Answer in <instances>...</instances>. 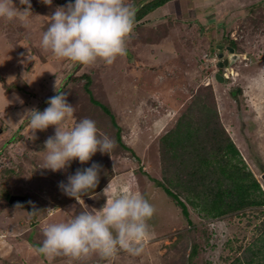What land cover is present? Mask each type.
Segmentation results:
<instances>
[{
  "label": "rangeland",
  "instance_id": "1",
  "mask_svg": "<svg viewBox=\"0 0 264 264\" xmlns=\"http://www.w3.org/2000/svg\"><path fill=\"white\" fill-rule=\"evenodd\" d=\"M150 1L127 0L136 15ZM68 2L53 0L48 6L31 0L27 26L0 18V264H231L238 258L253 259L246 264L264 262V206L217 217L200 211L188 201L192 194L180 187L185 177H178L177 160L163 163L160 152L166 142L162 136L176 123L200 131L205 106L209 112L215 109L264 191V93L256 94L264 90V0L168 1L135 22L125 56L111 65L98 60L93 66L58 59L40 47L50 22L47 16ZM217 45H223L221 50ZM228 47L238 57L221 68L218 55L229 53ZM28 51L32 60L21 63ZM217 72H225V79L217 80ZM87 80L94 99L109 108L120 126L121 140L111 115L91 100ZM55 84L75 109L67 126L83 118L94 120L99 132L115 141L110 155L98 151L87 163L75 159L57 172L39 168L47 155L44 142L55 129L38 130L37 138L30 139L24 113L48 107V99L57 94ZM93 163L101 166L99 183L89 194L93 196L84 195L78 203L64 194L60 182L67 183L77 169ZM161 181L183 200L188 217L158 185ZM109 183L110 193L131 189L156 209L143 252L133 256L121 251L111 259L94 253L78 261L39 254L43 228L83 211L98 212ZM12 195L25 196L31 210L11 201Z\"/></svg>",
  "mask_w": 264,
  "mask_h": 264
},
{
  "label": "clouds",
  "instance_id": "2",
  "mask_svg": "<svg viewBox=\"0 0 264 264\" xmlns=\"http://www.w3.org/2000/svg\"><path fill=\"white\" fill-rule=\"evenodd\" d=\"M41 2L51 6L53 0ZM19 4L26 7L18 8L14 0H0V18L8 22L19 20L27 26L32 15L31 0H19ZM136 11L127 0H74V3L69 0L65 6H58L47 16L50 22L42 34L40 47L56 58L74 64L93 66L101 60L111 65L117 57L127 54L128 41L135 28ZM221 46L216 48L221 50ZM228 50L230 52V47ZM24 55L21 53L22 57ZM227 55L220 51L219 67L229 66V63H223ZM27 60H32L29 51L21 63L26 64ZM224 73L218 74L225 77ZM54 90L57 94L48 99V107L43 111L33 108L24 113L29 118L30 139L37 138L38 130L46 131L49 126L55 129L54 135L44 142L47 155L39 168L57 172L66 170L75 159L81 164L87 163L98 151L110 155L116 146L115 141L101 134L94 120L83 118L74 126H67L75 109L56 84ZM20 102L23 103L22 100ZM100 167L93 163L91 167L77 169L74 175L68 176L67 183L62 181L59 186L64 194L80 203L84 195H89L97 187ZM110 189L109 183L104 189L106 202L98 212L83 211L70 220L44 227V239L37 249L38 253L50 259L64 256L74 261L94 253L102 259H111L121 251L140 255L150 237L148 221L155 215L156 209L142 194L131 189L118 193H110Z\"/></svg>",
  "mask_w": 264,
  "mask_h": 264
},
{
  "label": "trees",
  "instance_id": "3",
  "mask_svg": "<svg viewBox=\"0 0 264 264\" xmlns=\"http://www.w3.org/2000/svg\"><path fill=\"white\" fill-rule=\"evenodd\" d=\"M168 1L152 0L142 5V11L136 15L135 22L140 16ZM89 83L87 80L85 87L91 100L110 114L114 121L109 108L94 99L88 88ZM204 111L207 114L201 121L202 130L199 131L195 127L191 129L190 125L176 123L162 136L161 142L165 140L166 142L162 144L164 148L161 147V161L164 163L168 159L169 161L177 160L178 177H185L180 187L192 194V198L188 197V201L212 217L222 216L248 206H264V191L253 173L247 169L237 145L220 122L218 111L214 109L209 112L206 106ZM114 123L117 126V138L121 140L120 126L115 121ZM122 146L133 152L132 148L126 144L122 143ZM169 151L172 152L170 157L167 156ZM133 154L136 157L134 152ZM153 170H155L154 167ZM162 182H158V185L163 186ZM163 187L181 207L182 213L188 217L189 212L183 200L169 187ZM251 261H253L252 258L247 261L238 258L231 264H246ZM253 264H264V262Z\"/></svg>",
  "mask_w": 264,
  "mask_h": 264
},
{
  "label": "water",
  "instance_id": "4",
  "mask_svg": "<svg viewBox=\"0 0 264 264\" xmlns=\"http://www.w3.org/2000/svg\"><path fill=\"white\" fill-rule=\"evenodd\" d=\"M222 54H220L221 56ZM238 57V54L233 52V48H230V52L228 53L227 57L223 60V63H232L235 61V59ZM216 77L218 80H223V76L221 74H216ZM45 146V145H44ZM262 179L264 180V172L261 174ZM11 201H17L23 207H26L27 209L31 210V205L26 201L25 197L23 195H12L10 196Z\"/></svg>",
  "mask_w": 264,
  "mask_h": 264
},
{
  "label": "bare ground",
  "instance_id": "5",
  "mask_svg": "<svg viewBox=\"0 0 264 264\" xmlns=\"http://www.w3.org/2000/svg\"><path fill=\"white\" fill-rule=\"evenodd\" d=\"M238 2H239V1H238ZM163 5H164V4H163ZM160 6H162V5H160ZM160 6H158V7H160ZM158 7H157V8H158ZM157 8H156V9H157ZM180 48H181V47H180ZM187 56H188V55H187ZM188 60H190V59H188ZM189 63H190V62H189ZM233 73H234V72H231L232 75H233ZM224 75H227V74L225 73ZM227 77H228V76H227ZM224 79H225V77H223V80H224ZM220 81H222V80H220ZM216 91H217V90H216ZM219 91H220V89H219ZM248 91H249V90H248ZM263 91H264V90H263ZM263 91H262L261 89H259L258 91H256V92H257L256 94L258 95V94L264 93ZM252 92H253V91H252ZM248 93H249V92H248ZM249 94H250V93H249ZM252 94H253V93H252ZM254 95H255V94H254ZM219 96H220V95H219ZM261 96H262V95H261ZM261 96H260V97H261ZM131 117H132V116H131ZM132 120H133V119H132ZM260 125L263 126V129H264V118H263V117H262V120H261V122H260ZM132 127L134 128V124H132ZM228 128H229V127H228ZM135 130H136V129H135ZM134 133H135V132H134ZM135 135H136V134H135ZM136 136H137V135H136ZM137 137H138V136H137ZM143 140H144V139H143ZM139 143H140V142H139ZM26 201H27V200H26Z\"/></svg>",
  "mask_w": 264,
  "mask_h": 264
},
{
  "label": "crops",
  "instance_id": "6",
  "mask_svg": "<svg viewBox=\"0 0 264 264\" xmlns=\"http://www.w3.org/2000/svg\"><path fill=\"white\" fill-rule=\"evenodd\" d=\"M261 115V114H260Z\"/></svg>",
  "mask_w": 264,
  "mask_h": 264
}]
</instances>
